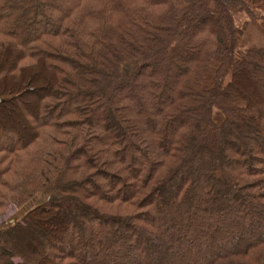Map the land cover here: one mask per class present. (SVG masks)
Returning <instances> with one entry per match:
<instances>
[{
    "label": "trees",
    "instance_id": "1",
    "mask_svg": "<svg viewBox=\"0 0 264 264\" xmlns=\"http://www.w3.org/2000/svg\"><path fill=\"white\" fill-rule=\"evenodd\" d=\"M240 14L264 38V0H0V217L44 197L0 224V264H264Z\"/></svg>",
    "mask_w": 264,
    "mask_h": 264
},
{
    "label": "rangeland",
    "instance_id": "2",
    "mask_svg": "<svg viewBox=\"0 0 264 264\" xmlns=\"http://www.w3.org/2000/svg\"><path fill=\"white\" fill-rule=\"evenodd\" d=\"M263 14V13H262ZM236 24L238 31L241 36V49L240 54L243 55L248 47H260L264 46V38L262 35V30L257 26L250 23L247 16L240 14L236 17ZM137 67L136 63H130L124 67V73L127 75L131 73ZM37 88V87H36ZM31 100L35 97H30ZM215 120L220 122L221 116L215 113ZM44 202V197L39 194L33 197L30 202L22 206L21 208H16L15 206H10L8 210L0 217V224L9 223L11 221H16L22 214L28 212L33 207L40 205ZM250 215V214H249ZM73 233L72 229L67 233ZM91 246V245H90ZM89 246V248H91ZM48 252H52L50 245L46 247Z\"/></svg>",
    "mask_w": 264,
    "mask_h": 264
}]
</instances>
